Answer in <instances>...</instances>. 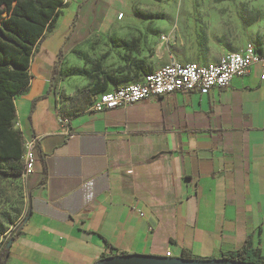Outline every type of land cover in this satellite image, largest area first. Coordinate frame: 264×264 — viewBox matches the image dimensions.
Listing matches in <instances>:
<instances>
[{"label":"crops","instance_id":"obj_1","mask_svg":"<svg viewBox=\"0 0 264 264\" xmlns=\"http://www.w3.org/2000/svg\"><path fill=\"white\" fill-rule=\"evenodd\" d=\"M111 1L77 2L62 14L35 47L30 83L15 96L17 129L25 142H36V161L26 178L27 219L7 264H94L117 255L216 259L248 240L264 251L261 64L208 95L179 91L101 112L90 103L74 114L58 105L56 89L72 94L76 84H88L83 77L62 78V71L83 63L73 52L90 39L110 36L112 47L126 52L119 63L113 56L96 63L90 87L99 81L108 91L144 76L136 59L153 73L174 56L186 64L223 55L203 59L197 51L188 57L176 50L157 67L137 51L139 37L127 39L124 24L135 19L81 16L92 3ZM117 24L122 29L109 35L105 28ZM134 39L131 52L117 45Z\"/></svg>","mask_w":264,"mask_h":264},{"label":"rangeland","instance_id":"obj_2","mask_svg":"<svg viewBox=\"0 0 264 264\" xmlns=\"http://www.w3.org/2000/svg\"><path fill=\"white\" fill-rule=\"evenodd\" d=\"M63 1V14L66 15L83 0ZM111 2L110 5L92 3L82 10L81 16L96 14L118 19L123 16V21L127 17L135 19L132 25L124 24L129 32L127 39L139 37L137 51L153 57L157 67L176 50L188 57L197 51L204 59L237 52L247 44L264 48V0H124L120 8L115 7L117 0ZM122 25H112L105 30L109 35H116ZM109 37L90 39L73 52L83 63L62 71V78L83 77L88 84H76L72 94L56 89L58 105L64 112L74 114L84 110L96 98L89 94L96 75L94 69L101 57H108V60L113 56L119 63L118 59L126 54L123 49L113 48ZM173 58L182 63L177 57ZM9 165L0 162V231L5 232L0 235V251L9 242L10 233L26 219L29 210L28 179L23 176L4 178L3 171Z\"/></svg>","mask_w":264,"mask_h":264},{"label":"trees","instance_id":"obj_3","mask_svg":"<svg viewBox=\"0 0 264 264\" xmlns=\"http://www.w3.org/2000/svg\"><path fill=\"white\" fill-rule=\"evenodd\" d=\"M85 1L83 0L81 5ZM63 5V0H0V162L10 164L3 171L4 178L23 176L22 157L25 141L21 131L16 128L14 100L16 94L29 85V68L34 49L46 33L54 30L58 19L63 14ZM145 17L154 18L153 15H145ZM136 43L135 39L122 40L117 45L131 52L135 50ZM258 48L262 51L264 49L260 46ZM61 61L60 57V60L56 62L55 77L50 83V90L55 88L57 76L61 73ZM133 63L143 72L144 76L153 71L151 67L146 68L144 60L136 59ZM107 79L117 80L113 75H108ZM107 91L106 87L100 86L99 81H96L90 89V94L97 98ZM24 221L10 233V240L14 241L19 236ZM4 233L3 230L0 231V235ZM7 245L8 243L0 251V264H7L9 258ZM224 257L241 262L264 264V251L261 248H254L249 240L244 248ZM183 258L193 257L184 254Z\"/></svg>","mask_w":264,"mask_h":264},{"label":"built area","instance_id":"obj_4","mask_svg":"<svg viewBox=\"0 0 264 264\" xmlns=\"http://www.w3.org/2000/svg\"><path fill=\"white\" fill-rule=\"evenodd\" d=\"M256 64H261L264 76V49L262 51L253 44H247L237 52L225 53L213 63L182 64L173 60L158 71L144 76L139 82L125 84L113 91L100 94L92 102L90 110L97 112L114 110L179 91L208 95L213 89L230 87L235 78L246 76ZM35 147V141L25 142L22 157L24 178L34 173Z\"/></svg>","mask_w":264,"mask_h":264},{"label":"water","instance_id":"obj_5","mask_svg":"<svg viewBox=\"0 0 264 264\" xmlns=\"http://www.w3.org/2000/svg\"><path fill=\"white\" fill-rule=\"evenodd\" d=\"M27 219V217H26ZM25 219V221H26ZM24 221V224H25ZM13 240H9L7 250L10 249ZM94 264H253L227 259L225 257L216 259H186L183 257H159L151 255H117L102 259Z\"/></svg>","mask_w":264,"mask_h":264}]
</instances>
